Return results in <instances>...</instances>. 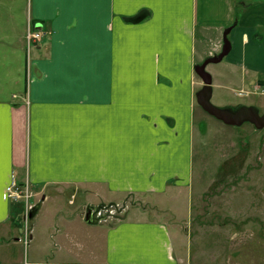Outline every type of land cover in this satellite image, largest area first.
Wrapping results in <instances>:
<instances>
[{
	"label": "crops",
	"instance_id": "0c3cea01",
	"mask_svg": "<svg viewBox=\"0 0 264 264\" xmlns=\"http://www.w3.org/2000/svg\"><path fill=\"white\" fill-rule=\"evenodd\" d=\"M14 3L6 12L12 27L25 25L26 62L12 79L18 92L0 96V225L10 220L6 189L15 180L43 201L31 217L30 243L38 244L28 264H181L169 226L146 210L111 225L89 224L82 211L45 231L36 221L56 190L80 194L87 210L124 195L191 189L203 87L195 67L222 51L230 29L231 51L211 72L212 98L260 109L264 0ZM29 31L42 39L29 46ZM260 156L251 180L264 198V142ZM45 235L52 244L39 242ZM15 241L11 253L22 264Z\"/></svg>",
	"mask_w": 264,
	"mask_h": 264
},
{
	"label": "rangeland",
	"instance_id": "374dc122",
	"mask_svg": "<svg viewBox=\"0 0 264 264\" xmlns=\"http://www.w3.org/2000/svg\"><path fill=\"white\" fill-rule=\"evenodd\" d=\"M24 3L20 2V8H23ZM13 6L18 7L14 0H0L2 97L18 92L19 87H15L12 79L17 69H24L26 62L25 25L20 19L16 27H12L11 16L6 12ZM220 66L221 63L210 64L207 71L212 74ZM197 78L201 83L200 78ZM21 86L19 90L23 92L25 80ZM259 101L261 107L258 109L264 114V97L257 96ZM212 104L226 108V105L216 104L215 95ZM198 115L201 119H198ZM196 117L192 188L174 190L162 196L117 197L112 203L106 204L108 211L103 223L116 224L126 218L131 209L139 208L149 212L151 219L169 226L174 254L181 264H264V198L262 189L251 180L255 175L254 170L263 162L260 154L264 129L257 130L250 123L239 127L228 126L197 104ZM19 180L25 183L23 177ZM19 188L22 197L12 202L10 220L0 225V264L19 263L14 262L17 256L11 253L17 243L15 237H19V247L23 248V254L20 255L22 264L29 263L25 258L38 244L30 243L34 225L30 214L35 211L36 215L39 211L43 202L41 194L30 189L27 183ZM33 192L38 195L34 196ZM56 192L53 191L55 195L52 196L58 194L57 197L45 203L41 218L36 221L42 224L41 231L51 226L54 229L62 216L74 217L76 212L82 211L85 217V202L80 194L72 196L74 191L69 189ZM43 240L46 245L52 244L46 235L39 242ZM53 249L58 250L54 243Z\"/></svg>",
	"mask_w": 264,
	"mask_h": 264
},
{
	"label": "water",
	"instance_id": "95a60500",
	"mask_svg": "<svg viewBox=\"0 0 264 264\" xmlns=\"http://www.w3.org/2000/svg\"><path fill=\"white\" fill-rule=\"evenodd\" d=\"M230 29L224 33V45L222 51L215 56L207 58L202 64L196 65L195 73L201 79L203 87L196 93L197 104L209 115L222 121L228 126H242L245 123L252 124L257 130L264 129V114H261L259 109L254 106H239L219 108L212 104V76L207 71L210 64H218L230 53L231 44L228 40ZM98 209L88 207L85 221L89 224H98L103 219L98 217Z\"/></svg>",
	"mask_w": 264,
	"mask_h": 264
},
{
	"label": "built area",
	"instance_id": "2783aa9c",
	"mask_svg": "<svg viewBox=\"0 0 264 264\" xmlns=\"http://www.w3.org/2000/svg\"><path fill=\"white\" fill-rule=\"evenodd\" d=\"M43 37V35L39 32H29L27 35V42L28 45L30 46L32 43H34L35 41L40 40ZM264 93V90H263ZM239 95H245L244 92H241ZM20 188L18 187L17 183L15 180L12 181V183L9 185V187L6 189V197L9 200L12 201H17L19 200L22 195L21 192H19ZM28 196V195H27Z\"/></svg>",
	"mask_w": 264,
	"mask_h": 264
},
{
	"label": "trees",
	"instance_id": "16d2710c",
	"mask_svg": "<svg viewBox=\"0 0 264 264\" xmlns=\"http://www.w3.org/2000/svg\"><path fill=\"white\" fill-rule=\"evenodd\" d=\"M260 85H261V86H264V82H261ZM31 214L34 215V214H35V211L31 212Z\"/></svg>",
	"mask_w": 264,
	"mask_h": 264
}]
</instances>
